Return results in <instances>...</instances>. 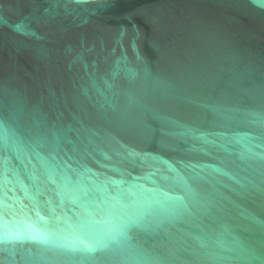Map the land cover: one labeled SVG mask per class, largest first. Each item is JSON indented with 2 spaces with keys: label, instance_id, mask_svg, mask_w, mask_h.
I'll return each instance as SVG.
<instances>
[{
  "label": "water",
  "instance_id": "water-1",
  "mask_svg": "<svg viewBox=\"0 0 264 264\" xmlns=\"http://www.w3.org/2000/svg\"><path fill=\"white\" fill-rule=\"evenodd\" d=\"M0 264H264V0H0Z\"/></svg>",
  "mask_w": 264,
  "mask_h": 264
}]
</instances>
